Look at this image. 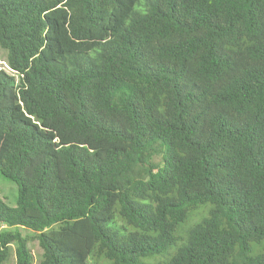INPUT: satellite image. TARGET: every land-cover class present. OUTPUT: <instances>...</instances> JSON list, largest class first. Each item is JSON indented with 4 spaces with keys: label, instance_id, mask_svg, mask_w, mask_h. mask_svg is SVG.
Wrapping results in <instances>:
<instances>
[{
    "label": "trees",
    "instance_id": "16d2710c",
    "mask_svg": "<svg viewBox=\"0 0 264 264\" xmlns=\"http://www.w3.org/2000/svg\"><path fill=\"white\" fill-rule=\"evenodd\" d=\"M2 51L0 264H264V0H0Z\"/></svg>",
    "mask_w": 264,
    "mask_h": 264
},
{
    "label": "rangeland",
    "instance_id": "374dc122",
    "mask_svg": "<svg viewBox=\"0 0 264 264\" xmlns=\"http://www.w3.org/2000/svg\"><path fill=\"white\" fill-rule=\"evenodd\" d=\"M0 69L5 71L9 75H14L13 71L10 69V67L7 64L5 51L0 52ZM17 197H18L17 185L5 179L0 174V198H2L9 206L16 207ZM7 229L8 228L0 224V232H3L4 230ZM21 232L25 236H29V237L35 236V233L29 230L21 229ZM29 245L35 257V264H39V260L42 255V250L39 246L38 241L36 239L31 240ZM9 249H10V257L5 262V264H16V260H15L16 245L11 244L9 246Z\"/></svg>",
    "mask_w": 264,
    "mask_h": 264
}]
</instances>
